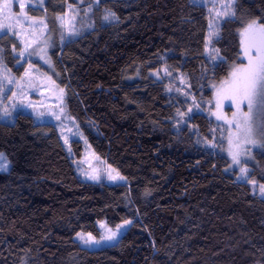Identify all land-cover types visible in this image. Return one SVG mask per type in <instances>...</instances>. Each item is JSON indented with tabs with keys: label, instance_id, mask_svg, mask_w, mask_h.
<instances>
[{
	"label": "trees",
	"instance_id": "1",
	"mask_svg": "<svg viewBox=\"0 0 264 264\" xmlns=\"http://www.w3.org/2000/svg\"><path fill=\"white\" fill-rule=\"evenodd\" d=\"M75 5L92 6L95 24L54 51L65 107L126 181L84 180L53 123L24 112L0 121L11 165L0 171V264H264V198L230 169L213 117L216 84L245 63L240 30L264 25V0H235L216 24L198 0H48L49 19ZM104 10L116 20L104 23ZM3 57L25 70L11 49ZM165 66L185 75L193 114L165 78L149 76ZM72 145L81 158L84 143ZM255 158L250 179L264 183V150ZM127 220L114 245L75 240Z\"/></svg>",
	"mask_w": 264,
	"mask_h": 264
},
{
	"label": "rangeland",
	"instance_id": "2",
	"mask_svg": "<svg viewBox=\"0 0 264 264\" xmlns=\"http://www.w3.org/2000/svg\"><path fill=\"white\" fill-rule=\"evenodd\" d=\"M208 5L215 24L232 14L235 0H198ZM48 0H0V121L13 123L18 113L32 115L37 122L53 123L73 159L79 175L87 181L105 180L110 184L125 183V177L98 155L87 141L76 119L65 107L68 88L54 62V51L59 45L78 37L95 24L92 6H70L64 14L51 18L46 8ZM116 20L113 12L104 10V23ZM252 26L251 28L249 26ZM243 64L234 65L227 78L216 84L213 117L226 131L230 169L239 171V179L248 181L255 193L264 198V183L250 179L251 167L256 164L255 152L264 150V105L254 102L249 111L248 101H241L235 91L236 76L254 65L264 55V25L257 19L246 21L240 30ZM19 57L25 70L18 75L9 67L3 53ZM169 67L149 73L168 82V91L189 100L187 113L198 107L185 75L174 78ZM184 75V76H182ZM142 76V75H141ZM178 80V82H177ZM180 83V84H179ZM84 143V154L75 157L73 140ZM5 152L0 151V171L10 169ZM132 220L112 227L106 221L98 223L100 235L80 231L75 236L81 246L98 249L116 244L128 231ZM111 237V238H109ZM87 241V242H86Z\"/></svg>",
	"mask_w": 264,
	"mask_h": 264
},
{
	"label": "snow or ice",
	"instance_id": "3",
	"mask_svg": "<svg viewBox=\"0 0 264 264\" xmlns=\"http://www.w3.org/2000/svg\"><path fill=\"white\" fill-rule=\"evenodd\" d=\"M249 27L251 28L252 26L250 25ZM234 76H236V94L241 101H248L249 111L252 110L254 102L264 105V55H259L254 65H250L242 73H234Z\"/></svg>",
	"mask_w": 264,
	"mask_h": 264
}]
</instances>
